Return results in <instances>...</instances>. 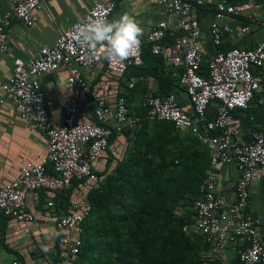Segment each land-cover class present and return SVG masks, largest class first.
Here are the masks:
<instances>
[{"label": "built area", "instance_id": "1", "mask_svg": "<svg viewBox=\"0 0 264 264\" xmlns=\"http://www.w3.org/2000/svg\"><path fill=\"white\" fill-rule=\"evenodd\" d=\"M154 1L164 13L176 17L173 43L164 42L167 24L162 22L123 63L111 64L101 54L92 56L75 43L74 26L93 15L102 14L110 20L117 3V0H95L84 17L66 29L53 45L41 47L28 61L15 60L14 74L2 87L0 104L14 105L30 128L43 133L48 151L39 163L22 166L18 177L0 189V213L19 222L35 223V217L27 210L30 193L38 190L64 193L74 186V182L88 191L98 185L100 177L94 163L107 151L115 134L139 127L144 119L130 117L126 99L120 97L114 124H109L108 99L89 84L83 69L105 62L109 71L125 74L144 64L145 43L153 55L164 60L165 72L179 79L192 107L191 113L183 110L174 94L151 96L145 102L146 119L167 121L180 131L189 132L209 149L213 169L236 163L241 174L237 197L232 203L216 194L220 177L215 171L209 172L200 187L203 198L194 203L196 221L193 230L203 238L205 264H264V234L260 231L259 221L248 212L252 186L257 179H264V130L253 132L251 140L245 144L235 139L242 128L236 111L248 110L257 94L261 96L260 105L264 111V37L254 48L217 50L205 61L200 43L202 27L191 14L195 4L206 0ZM9 2L13 8L0 15V53L8 51V36L15 22L27 27L37 23V12L43 0ZM261 8L262 4L255 0L238 5L221 0L216 5L210 27L214 47L221 48L225 36L232 32L231 27L223 23L227 16ZM247 31L248 28L243 29V32ZM203 67H206V73L201 72ZM57 71L68 72V85L72 91L61 126L54 124L50 113L53 102L45 96L40 81L45 74ZM134 85L132 81L129 87ZM84 95L93 102L95 123L79 120ZM214 105H217L216 114L210 118L208 112ZM53 205V201L48 203L49 207ZM91 211L90 201L72 197L69 212L59 219L58 227L63 232L59 239L60 254L65 258L63 264H72L73 258L80 253L81 237H71L69 233L81 228ZM231 248L235 250V260L228 259L227 252ZM11 264L23 263L15 260Z\"/></svg>", "mask_w": 264, "mask_h": 264}, {"label": "crops", "instance_id": "2", "mask_svg": "<svg viewBox=\"0 0 264 264\" xmlns=\"http://www.w3.org/2000/svg\"><path fill=\"white\" fill-rule=\"evenodd\" d=\"M94 1L43 0L42 7L37 12L38 21L33 27H27L20 22L13 24L8 36V51L0 53V99L3 96V85L14 74L15 60L28 61L37 55L41 47L53 45L66 29L84 17L92 8ZM220 1L206 0L197 3L191 14V18L197 19L202 27L200 43L204 48L205 61L218 50L213 45L210 27L215 18L216 5ZM245 1L247 0H226L232 5ZM255 1L262 4L261 9L237 16L229 15L224 20L223 23L232 29V32L224 38V49L232 47L251 49L262 41L264 0ZM12 8L13 5L9 0H0V15ZM126 12L133 15L143 29L141 42H144L150 31L162 22L167 24V35L164 42L167 41L169 35L173 37L176 35L174 30L176 17L164 13L154 0H117L115 11L109 21L119 18ZM245 28H248L247 32H243ZM131 70L125 75H114L107 69L105 62L90 69H83V74L89 84L106 95L110 109L107 119L111 125L114 124L117 101L120 97H126L130 117L143 119L146 115L144 111L146 99L159 91L158 79L151 76L140 77V82L130 88L132 81L137 82L132 79L133 71ZM40 81L45 96L53 102L50 113L54 124L61 126L64 122L65 109L72 95L68 85V72L48 73L41 77ZM173 94L183 110L191 113L192 107L184 91L178 89ZM80 103V122L92 123L95 119L92 114L93 102L84 95ZM216 109L217 105L210 108L208 112L210 118L215 116ZM254 127H256L255 131L264 130V124L259 122ZM136 131H125L111 140L109 150L114 158L122 154L125 157L133 151L134 146L138 149L139 146L144 145V138H152L153 141L159 132L154 127V123H151L146 131L139 134V138L143 137V139L138 141L135 137ZM253 132L251 129H241L235 139L245 144L252 137ZM195 150L203 152L209 149L200 143ZM47 151L43 133L30 128L14 105L6 103L2 106L0 104V189L18 177L22 166L28 163H39L47 155ZM109 158L110 155L104 154L94 163L97 173H102L109 165L115 164L111 163ZM210 171H215L220 177L216 186V194L224 197L228 203L234 202L237 197V184L241 177L238 165L236 163L219 165ZM88 194L89 191L81 188L78 183L77 186L74 185L64 193L58 194L50 191L30 193L27 198V210L35 217V223H23L0 215V264H11L15 260L23 264H63L65 258L60 254L59 249V239L63 232L58 227V221L69 212V201L72 197L90 201ZM50 201L54 202L52 207L48 206ZM248 212L259 221L260 231L264 234V179L262 178L257 179L252 186ZM80 232L81 228L69 234L71 237H77L80 236ZM227 256L229 260L236 259L234 248L227 252Z\"/></svg>", "mask_w": 264, "mask_h": 264}, {"label": "trees", "instance_id": "3", "mask_svg": "<svg viewBox=\"0 0 264 264\" xmlns=\"http://www.w3.org/2000/svg\"><path fill=\"white\" fill-rule=\"evenodd\" d=\"M174 39L169 35L166 42L173 43ZM218 50H225L224 46ZM143 60L142 66L129 69L133 71L132 79L137 80L134 86L140 77L151 76L158 79L160 86L153 96L166 97L182 89L179 79L165 72L164 60L153 55L145 43ZM201 72L206 73V67ZM260 98L257 94L248 110L236 111L241 129L253 132L257 122L264 124ZM92 111L95 117L94 105ZM143 119L139 127L125 131L137 130L135 137L139 141L143 139L139 134L154 123L158 135L153 141L144 138V145L139 150L134 146L125 157L122 154L114 158L110 147L104 153L115 164L98 173L100 181L89 191L92 211L81 225L83 244L73 264H205L203 238L193 230V207L212 169L210 152L196 151L200 141L170 122L150 121L146 115ZM95 122L96 118L92 123Z\"/></svg>", "mask_w": 264, "mask_h": 264}, {"label": "clouds", "instance_id": "4", "mask_svg": "<svg viewBox=\"0 0 264 264\" xmlns=\"http://www.w3.org/2000/svg\"><path fill=\"white\" fill-rule=\"evenodd\" d=\"M142 34L136 18L126 12L111 21L102 14L90 16L74 26L72 35L92 56L101 54L109 63L120 64L139 49Z\"/></svg>", "mask_w": 264, "mask_h": 264}, {"label": "water", "instance_id": "5", "mask_svg": "<svg viewBox=\"0 0 264 264\" xmlns=\"http://www.w3.org/2000/svg\"><path fill=\"white\" fill-rule=\"evenodd\" d=\"M201 198H203V196Z\"/></svg>", "mask_w": 264, "mask_h": 264}]
</instances>
